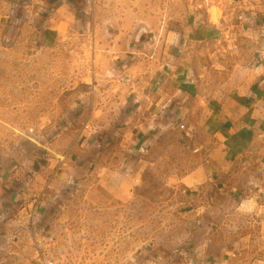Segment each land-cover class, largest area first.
I'll return each mask as SVG.
<instances>
[{"label":"rangeland","instance_id":"1","mask_svg":"<svg viewBox=\"0 0 264 264\" xmlns=\"http://www.w3.org/2000/svg\"><path fill=\"white\" fill-rule=\"evenodd\" d=\"M234 5L261 9L264 0H0V190L2 171L14 163L29 174V165L64 172L73 145L86 143L81 134L88 124L90 135L116 132L112 142L94 146L96 157L122 151L123 116L104 102L119 98L121 74L135 80L131 66L144 67L143 52L158 49L157 36L195 21L217 22ZM171 152L149 166L141 195L126 203L88 202L71 178L46 182L47 203L39 208L50 210L54 226L45 234L56 243L60 264H214L188 245L205 240L197 232L205 223L194 215L212 197L219 242H249L253 228L264 227L263 217L233 207L211 185L184 191L170 184L179 171L168 165L184 163L178 146ZM33 181L29 176L25 184L32 194L40 189Z\"/></svg>","mask_w":264,"mask_h":264},{"label":"crops","instance_id":"2","mask_svg":"<svg viewBox=\"0 0 264 264\" xmlns=\"http://www.w3.org/2000/svg\"><path fill=\"white\" fill-rule=\"evenodd\" d=\"M237 6L217 22L195 21L157 36L158 49L143 52L144 67L131 66L133 83L119 87L118 99L113 95L104 101L114 116H123L117 129L127 136L122 151L112 156L106 144L98 145L106 150L96 157L94 146L108 137L112 142L116 132L90 135L94 131L88 124L81 134L88 139L73 145L64 172L29 165V174L16 163L2 171L0 264H39L36 244L49 241L45 233L54 226L50 210L39 208L47 203L46 182L71 178L84 187L88 202L126 203L141 195L147 169L160 157H171L173 145L183 151L184 163L168 165L179 171L168 178L170 184L184 191L211 185L233 207L264 219V6ZM29 176L32 186H40L33 194L25 187ZM211 201L214 197L203 201L194 215L205 223L197 230L205 240L188 245L203 252L205 263L264 264V227H254L249 242L241 238L223 244L213 236L218 207ZM49 242L55 249L56 243Z\"/></svg>","mask_w":264,"mask_h":264},{"label":"built area","instance_id":"3","mask_svg":"<svg viewBox=\"0 0 264 264\" xmlns=\"http://www.w3.org/2000/svg\"><path fill=\"white\" fill-rule=\"evenodd\" d=\"M122 85L132 84L134 78L132 74L125 71L121 74L118 80ZM38 262L39 264H59L56 260V254L49 241H38Z\"/></svg>","mask_w":264,"mask_h":264}]
</instances>
